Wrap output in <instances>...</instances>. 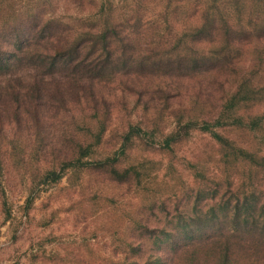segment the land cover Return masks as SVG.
<instances>
[{
  "label": "trees",
  "instance_id": "trees-1",
  "mask_svg": "<svg viewBox=\"0 0 264 264\" xmlns=\"http://www.w3.org/2000/svg\"><path fill=\"white\" fill-rule=\"evenodd\" d=\"M15 3L0 0V190L8 220L13 215L5 187L12 169L28 181V211L36 189L57 186L65 176H76L79 187L91 175L117 184H155L160 164L133 155L145 139L160 145L152 153L171 155L183 143L206 136L226 158L219 164L244 172L227 175L228 191L221 195L208 173L199 170L202 200L177 205L184 214L195 205V216L180 220V230L217 220L214 207L206 214L211 218L201 219L206 200L215 201L220 194L221 202L229 199L217 209L234 226L255 228L264 236V0H167L159 15L170 25L165 28L153 18L145 23L138 12L116 15L119 5L110 0H76L88 11L76 25L46 10L52 0L26 11ZM123 78L135 79L129 82L131 91L149 95L155 112L152 121L130 124L116 134L118 144L108 151L106 121L96 118L103 100L97 88ZM186 81L195 84L186 86ZM165 115L175 119L167 133L159 125ZM55 125L70 140L51 154L46 130ZM31 159L38 165L35 173ZM149 227L146 220L132 221L128 250L116 254L114 264L167 262L160 249H149L161 247L167 232L153 238ZM174 256L196 264L189 251L175 250ZM231 261L227 253L226 264Z\"/></svg>",
  "mask_w": 264,
  "mask_h": 264
},
{
  "label": "rangeland",
  "instance_id": "rangeland-1",
  "mask_svg": "<svg viewBox=\"0 0 264 264\" xmlns=\"http://www.w3.org/2000/svg\"><path fill=\"white\" fill-rule=\"evenodd\" d=\"M75 1L52 0L53 5L46 10L53 12V17H61L65 22L76 25L80 23L79 18L88 11H85L86 5L81 8ZM110 1L119 5L116 15L134 12L135 15L139 13L145 23L153 18L162 28L169 25L159 16L163 11L162 4L166 5L167 0ZM176 1L178 0H172ZM19 2L21 0H17L15 6L26 11L35 4L45 3L46 0H22L21 6ZM129 3L131 5L127 6ZM173 18L176 20V13ZM171 24L178 25L181 22ZM133 80L135 79L123 78L117 83L101 84L97 88L103 100L99 103L100 109L96 118L106 121L105 140L108 151L118 144L119 140L114 136L125 132L130 124L141 123L147 119L152 121L151 115L155 111L151 110L153 105L149 103V95H140L143 90L131 91L134 87L129 82ZM176 83L181 85V82ZM194 84L193 81L184 83L190 87ZM166 116L168 115L159 124L160 130L165 133L172 130L175 123L174 118ZM57 126H49L46 130L47 139L51 142L47 148H50L51 154L64 148L66 140H70L65 138L64 128L55 131ZM10 129L7 131H11ZM225 134L239 138L232 131H226ZM159 140L158 138L157 142ZM140 146L141 150H134V157L141 162V159L149 157L154 166L160 164L159 171L155 173L158 176L155 184H117L108 182L104 176L91 175L79 187L76 176H65L57 186H44L39 191L36 189L34 195L37 198L28 211V181L24 182L18 171L12 169L5 187L12 209V219L6 218L2 197L4 194L0 190V264H114L115 255L124 254V250H128L126 245H129L132 235L130 224L137 219L147 221L151 231L149 236L153 238L163 231L167 232L168 237L161 243V247H149L153 250L160 249L162 258L167 261L164 264L184 263L182 259L177 260L174 256L175 250L189 251V256L195 254L196 264H226L227 253L232 255L231 264H264V240L261 241L264 236L259 237L255 228L234 226L226 213L217 209L220 203L229 199V195L222 202L220 194L215 201H204L209 205L203 208L206 213L201 220L211 218V214L206 216L211 207L215 208L219 216L217 220L201 224V227L188 232H182L178 226L180 220L195 216L192 213L195 205L191 204L187 208L191 213L186 214L179 212L177 205L181 206L190 201L186 204L189 205L196 202V198L199 202L202 200L197 190L201 179L199 170L208 173L206 176L214 180L213 188L221 189L223 195L228 191L229 180L226 176L238 171L243 173V169L219 164L221 159L226 158L220 155L221 151L206 136L183 143L171 155L158 151L157 154L152 153L160 145L150 138L145 139ZM195 153L200 161L197 167H194L198 161L193 158ZM55 156L57 154L53 158ZM11 162L13 164V160ZM31 164H34L30 167L31 172L35 173V166L38 165L34 159H31ZM157 167L153 168V172L157 171ZM166 223L168 224L165 225ZM234 243L236 252L233 251ZM240 244L244 246L243 250ZM245 246L247 249L244 251ZM243 251L248 254V260ZM149 253L150 250L148 255Z\"/></svg>",
  "mask_w": 264,
  "mask_h": 264
}]
</instances>
